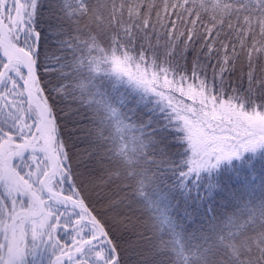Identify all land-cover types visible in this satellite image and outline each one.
I'll use <instances>...</instances> for the list:
<instances>
[{"label":"snow or ice","instance_id":"obj_1","mask_svg":"<svg viewBox=\"0 0 264 264\" xmlns=\"http://www.w3.org/2000/svg\"><path fill=\"white\" fill-rule=\"evenodd\" d=\"M0 264H264V0H0Z\"/></svg>","mask_w":264,"mask_h":264}]
</instances>
